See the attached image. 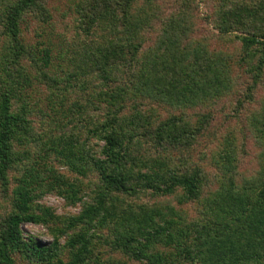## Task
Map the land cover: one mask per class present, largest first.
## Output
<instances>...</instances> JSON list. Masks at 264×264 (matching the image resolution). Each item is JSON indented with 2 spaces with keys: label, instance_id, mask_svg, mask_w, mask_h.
Here are the masks:
<instances>
[{
  "label": "trees",
  "instance_id": "trees-1",
  "mask_svg": "<svg viewBox=\"0 0 264 264\" xmlns=\"http://www.w3.org/2000/svg\"><path fill=\"white\" fill-rule=\"evenodd\" d=\"M67 5L74 14L70 33L57 30L44 0H0V199L10 207L0 217V264H15V254L30 264H95L88 262L94 239L150 264H264V104L248 115L260 148L258 170L238 174L241 148L227 135L212 154L211 189L201 167L146 158L132 144L143 138L164 150L190 148L211 115L159 119L158 107L210 105L235 84L231 57L189 36V0L161 20L157 0ZM215 7L218 33L241 43L250 98L263 75L264 0H217ZM26 15L36 23L35 44L22 38ZM157 19L160 32L147 44ZM89 136L103 141L99 153L88 147ZM57 164L75 175H98L93 186L85 183L91 196L76 216L34 203L48 192L72 203L82 198L84 184L69 180ZM142 189H179L180 200L196 202L197 215L189 219L169 204L123 205L122 194ZM23 222L43 223L53 240L24 235Z\"/></svg>",
  "mask_w": 264,
  "mask_h": 264
},
{
  "label": "rangeland",
  "instance_id": "rangeland-1",
  "mask_svg": "<svg viewBox=\"0 0 264 264\" xmlns=\"http://www.w3.org/2000/svg\"><path fill=\"white\" fill-rule=\"evenodd\" d=\"M69 0H44L45 6L49 8L53 18L56 20L57 30L62 32L68 30V33L72 32V23L74 14L69 9ZM182 0H157L159 7V18L163 19L171 12L175 11L177 6L180 5ZM217 0H189V22L191 28H189V36L193 40H199L205 43L211 50H221L227 53L232 60V76L235 79V84L231 92L225 96L217 99L210 105L200 106L191 108L188 107L186 110L181 109H165L158 107L157 118L165 119L169 115L183 113V116L190 120H195L196 116L201 113H209L211 115L210 121L206 126L203 133L198 136L196 142L190 148L181 149H167L158 148L153 146L151 142L140 138L132 142L135 148L140 146V153L144 154L146 158H167L170 157L176 163L180 161L187 163L191 166H199L207 173L209 176L208 188L211 189L215 187L213 183L212 176H216L217 172L212 163V154L217 149L223 138L227 135H233L237 144H239L241 150L239 151L238 158L240 159L238 165V174L244 176H251L258 170V152L260 148L255 143L254 134L248 123V115L252 111H258L264 104V68L263 75L256 84L254 88L251 89V97L248 98L246 93L247 87L251 83V76L248 72L247 65L241 62L240 56L242 54L241 43L239 40L234 39L232 41L229 38H225L218 33V30L214 27L213 17L215 16ZM76 15V14H75ZM33 18L26 15V21L23 22L22 26V38L27 44H35L38 40L34 26L36 23L32 21ZM154 20L153 27L147 33V44H152L156 37L158 36L161 28L160 20ZM29 23V27L26 24ZM67 28V29H66ZM40 39V38H39ZM29 64L27 62L28 67ZM103 111H93V113L99 114ZM87 141L88 147L93 150L94 153H99L101 147L103 146V141L97 139L94 136H89ZM243 147V149H242ZM161 158V159H162ZM150 165L147 161L146 166ZM59 171L66 174L70 179H78L83 187L80 190L81 199L72 203L59 194L48 192L43 194L41 197L34 201L35 204L49 207L56 215L61 217H73L79 214L83 204L89 200L91 196V190L87 187L85 183L89 186H93L97 182L98 175L95 172H90L88 177L75 175L69 172L63 165H56ZM154 167L151 170H155ZM138 169L145 171L146 167L140 166ZM137 170V169H136ZM150 171V170H149ZM161 171V170H158ZM13 171L10 175L13 185H15ZM239 179V178H238ZM181 190L176 189L171 193L167 194H157L153 193L150 189L139 190L135 195L122 194L124 199L123 205H139L152 206V205H166L172 206L175 211L186 213L189 219L194 218L197 215L198 205L194 201H182ZM117 195V193H116ZM9 199H0V217L8 212ZM20 228L24 235H32L37 237L41 242L50 243L53 238L50 235L49 229L43 223H32L23 222ZM104 235L109 234V230L106 228H101L99 230ZM74 231L69 230L68 234L62 235L60 238V245L65 244L66 239ZM94 254L92 259L88 262L99 264L98 262L109 260L107 264H150L146 259H135L126 253L116 249L114 250L109 245H104L103 243H98L94 239ZM150 252V250H149ZM63 260L69 259V250L65 247L61 249ZM97 254V258L95 256ZM15 264H30L29 261L21 259L17 254H15ZM34 264V263H31Z\"/></svg>",
  "mask_w": 264,
  "mask_h": 264
}]
</instances>
